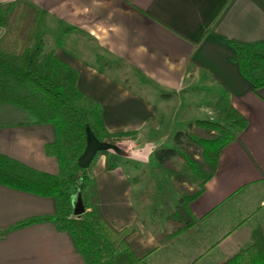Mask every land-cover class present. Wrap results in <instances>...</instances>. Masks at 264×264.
Masks as SVG:
<instances>
[{
	"label": "crops",
	"instance_id": "1",
	"mask_svg": "<svg viewBox=\"0 0 264 264\" xmlns=\"http://www.w3.org/2000/svg\"><path fill=\"white\" fill-rule=\"evenodd\" d=\"M25 1L42 15L33 43L43 41L77 71V88L101 105L107 131L137 134L136 141L118 144L122 161L100 155L91 174L102 217L117 230L135 229L128 241L142 264H187L193 258L212 264L245 247L264 206V86L254 90L242 76L230 43H264V0ZM3 33L0 28V38ZM140 80L149 88L134 90L131 84ZM151 86L159 89L158 99ZM225 94L248 126L222 150L216 174L190 204L197 225L181 238L159 242L167 214L152 220L148 211L141 215L131 178L154 151L174 146L170 141L185 118L168 103L207 99L204 105L213 107ZM54 137V128L28 111L0 106V155L56 175L57 160L44 152ZM55 214L53 199L0 185V264H84L55 221L13 229Z\"/></svg>",
	"mask_w": 264,
	"mask_h": 264
},
{
	"label": "trees",
	"instance_id": "2",
	"mask_svg": "<svg viewBox=\"0 0 264 264\" xmlns=\"http://www.w3.org/2000/svg\"><path fill=\"white\" fill-rule=\"evenodd\" d=\"M41 12L25 0L0 4V106L12 105L31 113L43 125L54 128V141L44 152L58 162V174L51 175L0 155V185L42 198L53 199L56 214L28 219L13 229L55 221L73 239L84 264H142L133 252L129 237L134 228L115 229L99 210L91 167L94 160L107 156L119 163L122 158L103 151L91 165L82 169L78 159L86 146V129L101 143L118 147L123 141H136L135 132L107 131L100 104L92 102L77 88L76 70L55 57L43 41L34 44ZM71 32L64 29L63 34ZM59 39L56 46H61ZM242 76L254 90L264 86V43H230ZM212 119H197L172 137V148L154 151L152 159L167 177L178 200L165 218L159 242L185 236L198 221L190 204L204 192L214 177L222 150L237 140L248 126L247 119L233 106L229 94L217 99ZM108 165L107 169H114ZM81 183L86 213L72 215L70 198ZM89 190L92 192L88 193ZM88 194V195H87ZM193 258L187 264H197ZM212 264H264V224L253 228L250 242L233 255Z\"/></svg>",
	"mask_w": 264,
	"mask_h": 264
},
{
	"label": "rangeland",
	"instance_id": "3",
	"mask_svg": "<svg viewBox=\"0 0 264 264\" xmlns=\"http://www.w3.org/2000/svg\"><path fill=\"white\" fill-rule=\"evenodd\" d=\"M131 85L132 88L137 91H143V89L147 87L142 80L134 82ZM149 90H152L153 94H157L159 91V89H156L153 86H151ZM155 94L153 96H155ZM153 99L158 98L155 96ZM179 100L183 102L181 105H179L180 103L177 98H175L174 103L167 104L170 106L171 111H174L175 107L176 109L179 107L178 111H176L178 114H180V118H185L184 121L179 120V123H181L179 125V131H184L186 129V124L190 121L196 120L198 118H213V113L210 109L212 108L210 103L207 104V106L204 105V103L208 102L207 99L194 100L193 98H190L188 100L182 97ZM185 101L188 102L185 103ZM201 104H203V108L199 110V107L197 106ZM171 142L172 141H170V143ZM109 152L114 155L117 154L112 150ZM121 152L122 151L119 150V154H117L119 157L121 156ZM131 180L134 184L135 205L141 215L145 214V211H148L149 219H158L159 216L163 217L175 208L178 197L172 189L167 177L153 159L147 165L138 167V176L134 175ZM90 192H92V190H89L88 193ZM258 219L259 225L264 224V206H262V211Z\"/></svg>",
	"mask_w": 264,
	"mask_h": 264
},
{
	"label": "water",
	"instance_id": "4",
	"mask_svg": "<svg viewBox=\"0 0 264 264\" xmlns=\"http://www.w3.org/2000/svg\"><path fill=\"white\" fill-rule=\"evenodd\" d=\"M114 151L115 153L119 154L118 147H112L107 143L99 142L89 131L86 129V146L82 153V155L78 159V166L82 169L88 168L91 163L93 162L96 155L103 151ZM72 215L74 217H81L86 213V209L84 206L83 195H82V188L81 183L78 184L70 198Z\"/></svg>",
	"mask_w": 264,
	"mask_h": 264
}]
</instances>
